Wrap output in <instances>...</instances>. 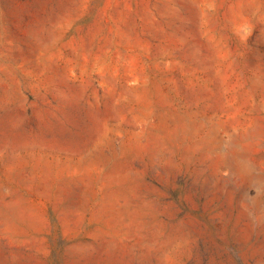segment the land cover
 <instances>
[{"label": "rangeland", "instance_id": "1", "mask_svg": "<svg viewBox=\"0 0 264 264\" xmlns=\"http://www.w3.org/2000/svg\"><path fill=\"white\" fill-rule=\"evenodd\" d=\"M0 264H264V0H0Z\"/></svg>", "mask_w": 264, "mask_h": 264}]
</instances>
